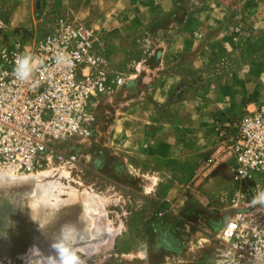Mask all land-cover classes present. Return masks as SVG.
Wrapping results in <instances>:
<instances>
[{
  "label": "rangeland",
  "instance_id": "1",
  "mask_svg": "<svg viewBox=\"0 0 264 264\" xmlns=\"http://www.w3.org/2000/svg\"><path fill=\"white\" fill-rule=\"evenodd\" d=\"M244 1L229 0V4L233 6ZM199 2L203 4L205 0H173L167 15L159 16L144 27L133 18L134 27L121 25L107 30L94 24L90 18H77L69 9L46 11L41 8L40 0H0V46L13 48L21 45L29 48L54 29L59 16H65L93 29L95 43L107 60L111 78L123 79L122 83L113 84L111 91L95 104L96 119L91 135L59 143L64 153L76 154L75 162L55 159L37 173L25 177L14 176L40 184L41 172L46 171L47 176H44L46 173L42 176L54 183V191L64 204L50 215L48 224L51 230H47L48 234L63 239L66 225H71L81 234L85 225L93 227L96 222L100 225L96 230L99 233L92 232L88 238L92 239L88 247L93 250L90 253L89 248L86 247L88 252L77 245L69 251L63 250L67 252V257L62 255L54 259L52 255L43 253L44 257L42 249L32 244L28 250L31 257L19 255L16 264H63V258H67L70 264L77 257L82 264H203L214 256L217 236L229 218L241 209L264 206V173L257 174L244 185L237 184L232 178L233 184L228 193L206 192V197L198 191V184L193 188L184 186L180 188L182 197L172 201V204L146 200L134 190V169L130 161L134 156L133 140L143 134L137 127L141 112L135 110L134 104L145 100V95L140 98V92L152 83L149 66L159 64L157 60L162 51L159 45L170 38L173 30L187 25L188 18L192 19L193 12L200 7ZM245 8L246 4H240L235 10L245 11ZM234 20V15L230 14L219 27L206 32V36L233 24ZM239 33L240 28H235L234 36ZM197 36L202 37L203 33ZM255 52L262 54L259 66L263 89L255 93L260 100L264 98V35L257 38L251 36L244 45L245 57ZM190 54L187 52L185 56ZM179 64L182 61L174 64V67ZM220 66L221 62L205 64L200 68L190 66L189 75L183 79L173 98H189L195 88L208 86ZM164 70L161 68V71ZM139 73L144 76L136 77ZM224 121L220 120L219 123ZM219 143L225 155L221 139ZM176 167L171 170L175 175L171 176L186 179L187 169ZM74 191H77L75 194L78 197L71 202L67 199ZM87 205L92 207L91 214H88ZM81 236L84 237L79 235V239H82ZM81 241L71 242L75 244ZM1 264L12 263L6 257Z\"/></svg>",
  "mask_w": 264,
  "mask_h": 264
},
{
  "label": "crops",
  "instance_id": "2",
  "mask_svg": "<svg viewBox=\"0 0 264 264\" xmlns=\"http://www.w3.org/2000/svg\"><path fill=\"white\" fill-rule=\"evenodd\" d=\"M40 4L46 11L69 9L77 18H90L110 30L133 26V18L144 27L167 15L173 0H40ZM240 4H246L245 11L235 10ZM230 14L235 17L233 24L206 36ZM191 18L159 45V64L149 66L152 83L140 92L145 100L134 104L135 110L142 113L137 127L143 133L133 140L134 156L130 161L134 190L159 204H172L181 198L180 188L184 186L193 188L198 184V191L205 197L206 192H229L233 184L231 170L220 150L217 126L220 120L243 112L247 105L255 107L259 102L255 93L263 89L259 66L262 54L245 57L243 49L249 37L264 35V0H245L233 6L229 0H205ZM237 27L240 33L234 36ZM201 33L204 38L197 36ZM187 52L191 54L185 56ZM180 61L182 64L174 67ZM215 62L222 66L208 86L195 88L189 98H173L189 75L190 66L200 68ZM176 166L187 169V180L171 176Z\"/></svg>",
  "mask_w": 264,
  "mask_h": 264
},
{
  "label": "built area",
  "instance_id": "3",
  "mask_svg": "<svg viewBox=\"0 0 264 264\" xmlns=\"http://www.w3.org/2000/svg\"><path fill=\"white\" fill-rule=\"evenodd\" d=\"M25 57L31 70L23 78ZM122 80L111 78L93 29L65 16L29 48L0 46V171L25 176L55 159L75 162L59 143L90 136L95 104ZM218 130L234 182L264 173V98ZM203 264H264V206L229 218Z\"/></svg>",
  "mask_w": 264,
  "mask_h": 264
},
{
  "label": "bare ground",
  "instance_id": "4",
  "mask_svg": "<svg viewBox=\"0 0 264 264\" xmlns=\"http://www.w3.org/2000/svg\"><path fill=\"white\" fill-rule=\"evenodd\" d=\"M1 173L0 264L3 258L6 257L10 259L12 264H16V258L19 255H23V257L25 256V258H30L31 254L28 250L32 244H34L38 249H42V254L45 253L48 255H52L54 259H59L64 255L65 257H67V252H63V250L66 249L67 251H69L72 248H75L77 245L81 247V249H84V251L89 252L90 249L91 253L93 249L91 250L88 245H90L92 239L88 238L91 237L90 235L92 232H98L96 230H99L100 225L96 224V222L94 223V226L92 225L93 227L88 226L89 224H87V227L85 225V228L83 229L84 233L81 234L80 232H77V229L71 227V225H66L64 227L65 237L61 234L63 236V239L62 237H56L53 234H48L47 230L50 229V226L48 224V222L50 221V215L55 214L57 210L63 207L64 204H62L63 199H60L57 196L56 191H54V187H56L54 186V183L48 181V179L44 177L47 176L46 171L43 173L41 172L40 184L34 183L32 181H25L23 179H16L14 178V176H25H20L12 172L4 171ZM3 173L9 174L13 177H9L7 175H4ZM34 173L28 174L26 176L32 175ZM45 173L46 175H44ZM75 192L77 191H74V193L72 192L70 198H68L67 200H70L71 202H73L72 200H76L78 194H75ZM93 201L94 200H92V203ZM91 208L87 205L86 209L88 210V214L89 212L90 214L92 213L90 210ZM58 228H60L59 230H61L60 226ZM37 232H39L41 236ZM79 235H83L84 237L82 238L81 236L82 239H79ZM47 238L50 240V244H48L49 240H47ZM75 240L78 242L79 240L82 241L81 243L76 242L75 244L71 242ZM83 240L85 242H83ZM60 244L62 246H60ZM86 247L89 249H87ZM45 254H43L44 257ZM27 255H30V257ZM26 261L28 262L29 259Z\"/></svg>",
  "mask_w": 264,
  "mask_h": 264
},
{
  "label": "clouds",
  "instance_id": "5",
  "mask_svg": "<svg viewBox=\"0 0 264 264\" xmlns=\"http://www.w3.org/2000/svg\"><path fill=\"white\" fill-rule=\"evenodd\" d=\"M29 59L28 57H25L24 59L20 60L18 62V69L17 72L19 74L20 70H23V78H26L28 73L31 70V65L29 63ZM63 264H69V261L67 260V258L64 259ZM70 264H82V261L79 259V257L76 258V260L71 261Z\"/></svg>",
  "mask_w": 264,
  "mask_h": 264
}]
</instances>
